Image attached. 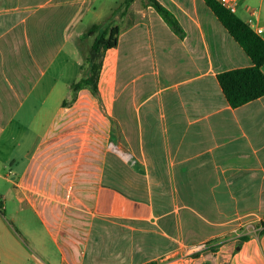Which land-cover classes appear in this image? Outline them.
Returning a JSON list of instances; mask_svg holds the SVG:
<instances>
[{
  "label": "crops",
  "instance_id": "0c3cea01",
  "mask_svg": "<svg viewBox=\"0 0 264 264\" xmlns=\"http://www.w3.org/2000/svg\"><path fill=\"white\" fill-rule=\"evenodd\" d=\"M156 1L183 37L146 0H132L106 51L117 66L136 58L140 87L153 88L121 97L122 143L136 172L121 162L120 178L111 155L97 165L81 152L82 131L66 117L73 82L72 105L61 99L51 122L30 129L54 87L43 81L51 41L32 29L35 11L0 12V264H160L178 245L208 239L219 246L185 264H264V96L232 108L216 80L252 63L203 0ZM238 12L264 39V0H238ZM75 14H58L55 50ZM165 56L174 57L168 75Z\"/></svg>",
  "mask_w": 264,
  "mask_h": 264
},
{
  "label": "rangeland",
  "instance_id": "374dc122",
  "mask_svg": "<svg viewBox=\"0 0 264 264\" xmlns=\"http://www.w3.org/2000/svg\"><path fill=\"white\" fill-rule=\"evenodd\" d=\"M32 0L31 2H18L12 0L11 2H2L0 0V12L16 9L23 10L26 14L35 11L37 15H33V28H38L40 32L39 37L53 41L57 39V27L62 21V17L58 14L67 11L76 12L75 16L70 18L69 28L67 27L63 37H65V45L60 51L55 50L53 45L56 43L49 42L48 48L44 54L48 58L52 57L51 64L48 69V75L43 79L47 86L54 85L50 92L49 100L42 109V115L39 117L42 122H34L31 130L33 132L39 131V124H47L51 122L53 114L55 113V104L61 99L65 100L66 105L71 106V92L68 90L67 84L77 82L84 73V59L89 51L93 37H86L85 33L92 24H104L106 26L125 27V22L122 19L123 10L121 5L123 0H91L90 2H80L81 0ZM40 15V16H39ZM241 19L246 18L245 13H237ZM38 18V19H37ZM56 32V34H55ZM60 32V30H59ZM54 38V39H53ZM22 39L17 40V45H22ZM6 42H8L6 40ZM15 46L12 51L9 50L10 55H15L17 52ZM164 57V64L161 65L164 74L168 75L173 72V58ZM133 65L130 67L127 64L121 66L118 62L116 64L115 51H109L102 54V67L99 77V87L97 98L92 96L87 90H81L76 93V104L74 109L67 113L66 117L70 121L79 126L82 131V145L81 152L86 156L96 158L97 165H102V159L105 155L112 156L113 166L121 162L128 165V167L135 168L136 164L132 157L127 153L126 145L122 142V133L119 127V116L123 105L121 97L127 94H135L138 89L145 93H151L153 88L147 83L140 87L136 79L137 60H131ZM129 65V64H128ZM52 77L56 79V83L52 84ZM49 81V82H48ZM125 83V85L123 84ZM125 90L122 94L121 92ZM116 98L113 105L111 100ZM57 120V119H56ZM53 120L52 122H55ZM114 149L118 150L126 158L119 155ZM213 251V250H212Z\"/></svg>",
  "mask_w": 264,
  "mask_h": 264
},
{
  "label": "trees",
  "instance_id": "16d2710c",
  "mask_svg": "<svg viewBox=\"0 0 264 264\" xmlns=\"http://www.w3.org/2000/svg\"><path fill=\"white\" fill-rule=\"evenodd\" d=\"M203 1L252 63L249 67L235 68L216 74L217 83L226 102L230 107L236 108L264 96V72H262V68H264V39L238 16L223 8L216 0ZM131 2L132 0H123L121 5L125 9ZM146 3L155 10L174 34L180 38L183 37L184 33L180 25L166 8L156 0H146ZM0 30H3L2 24ZM118 35L119 28L117 26L92 24L89 27L85 36L93 37V41L84 59L85 68L82 77L70 85V90L74 95L81 89H87L92 95L98 93L102 54L117 46ZM135 172L136 168L130 169V175ZM113 173L115 177L120 178L119 165H114ZM130 180L128 187L134 188L135 179L131 178ZM135 194L136 192L132 191V195L128 196L136 197ZM261 225L264 227V223Z\"/></svg>",
  "mask_w": 264,
  "mask_h": 264
},
{
  "label": "built area",
  "instance_id": "2783aa9c",
  "mask_svg": "<svg viewBox=\"0 0 264 264\" xmlns=\"http://www.w3.org/2000/svg\"><path fill=\"white\" fill-rule=\"evenodd\" d=\"M216 1L230 13H235L237 10L238 0ZM253 31L256 34H261L262 29L260 27H256L253 29ZM262 223H264V219L260 220V225ZM262 229H264V227H262L261 225V230ZM219 244L220 241L218 239H208L198 243L178 245L170 254H168L160 261V264H185L188 260L196 255L202 254L207 251H212L213 249L217 248Z\"/></svg>",
  "mask_w": 264,
  "mask_h": 264
}]
</instances>
